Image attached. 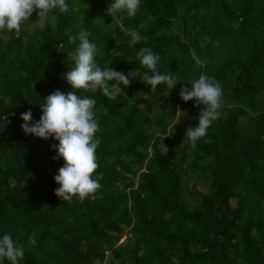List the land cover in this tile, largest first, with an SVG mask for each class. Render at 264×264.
<instances>
[{
	"label": "trees",
	"instance_id": "obj_1",
	"mask_svg": "<svg viewBox=\"0 0 264 264\" xmlns=\"http://www.w3.org/2000/svg\"><path fill=\"white\" fill-rule=\"evenodd\" d=\"M111 2L66 0L42 28L0 32V238L24 245L18 264H264V0H141L113 22ZM81 30L102 70L140 73L115 99L65 78ZM129 30L147 39L130 47ZM143 47L174 89L143 83ZM201 74L220 82L224 115L192 148L200 109L179 93ZM57 90L96 101L95 199L57 197L59 142L21 128Z\"/></svg>",
	"mask_w": 264,
	"mask_h": 264
},
{
	"label": "clouds",
	"instance_id": "obj_2",
	"mask_svg": "<svg viewBox=\"0 0 264 264\" xmlns=\"http://www.w3.org/2000/svg\"><path fill=\"white\" fill-rule=\"evenodd\" d=\"M140 6L141 0H112L107 15L112 18V22L118 14L135 17ZM69 7L66 0H0V32L9 35L14 33L19 37L23 26L42 28L48 20L56 19L53 13H67ZM34 11L37 12L38 19L30 23ZM106 26L112 27V23ZM127 34L130 36V47L147 39L136 30H129ZM88 36L86 30L79 32V46L71 54L74 66L66 71L65 78L74 90L93 94L100 90L103 96L115 99L130 86L131 77L140 73L133 70L125 75L110 67L102 70L95 59L96 45L89 41ZM71 39L74 42L76 37ZM137 59L146 69L141 79L145 85L151 86V91L161 84L170 90L177 86L176 75L159 72L160 56L151 48H141L137 52ZM113 81L115 83H111ZM190 86L181 87L179 95L185 103L194 100L195 107L200 109L198 125L189 126L185 133L191 147L195 148L201 138L206 137L212 124L224 115L223 90L219 81L206 74H201ZM147 95L145 94L146 98ZM44 101L40 106L42 116L38 122L32 121L31 110L21 113V119L24 121L21 128L26 135L30 134L43 140L52 138L59 142L52 145V150L57 153L53 159H63L64 166L54 177L59 185L55 195L64 202H71L74 197L80 200L95 199L94 194L101 188L102 180V173L93 177L98 168L96 151L101 143L100 139L95 137L99 126L94 111L96 101L87 96L82 98L81 95H76L75 91L64 94L59 90L50 94ZM35 236L34 232L29 237L30 247L36 244ZM125 239L126 236H123V241ZM23 256L24 245L5 233L0 238V262L6 259L10 264H18Z\"/></svg>",
	"mask_w": 264,
	"mask_h": 264
},
{
	"label": "rangeland",
	"instance_id": "obj_3",
	"mask_svg": "<svg viewBox=\"0 0 264 264\" xmlns=\"http://www.w3.org/2000/svg\"><path fill=\"white\" fill-rule=\"evenodd\" d=\"M199 189H200V190L202 189V186H201V185H199Z\"/></svg>",
	"mask_w": 264,
	"mask_h": 264
}]
</instances>
